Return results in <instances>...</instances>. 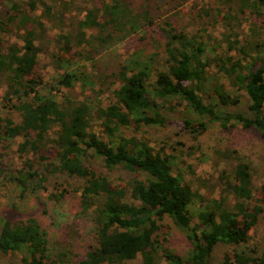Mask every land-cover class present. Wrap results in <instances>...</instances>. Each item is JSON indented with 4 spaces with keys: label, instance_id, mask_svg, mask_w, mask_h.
<instances>
[{
    "label": "trees",
    "instance_id": "16d2710c",
    "mask_svg": "<svg viewBox=\"0 0 264 264\" xmlns=\"http://www.w3.org/2000/svg\"><path fill=\"white\" fill-rule=\"evenodd\" d=\"M2 1L0 86L4 95L0 102V188L4 182L14 181L23 197L46 191L48 174L60 173L82 181L81 187L71 191L55 186L56 192L49 197L56 202L68 196L78 199L80 215L92 217L94 236L85 257L72 260L68 252L50 253L47 232L37 218L6 219L0 232V254L22 255L23 264H127L140 255L143 264H211L215 247L222 243L229 247L222 264H264V249L260 252L242 249L264 216V181L256 190L252 167L237 150L225 154L236 161L233 174L224 173L219 180L212 176L196 177L194 183H188L183 175L173 174V156L165 148L156 151L145 139L117 135L121 127L139 130L165 125L169 122L164 116L166 106L172 108L185 102L203 118L179 124L195 139L210 124L218 123L228 129L232 121L246 130L258 131L264 139V30L256 21H250L254 16H263L264 0H216L228 9L222 19L233 38L227 53L237 51L234 57L224 58L209 56L208 44L199 36L205 29L192 34L170 19L157 21L148 10L127 17L120 11L119 0H84L92 9L79 8L83 17L76 30L58 36L59 50L52 60L59 74L50 83L40 72L47 52L42 43L45 26L42 18L53 24L55 19L62 21V12L77 1L57 0L53 5L46 0ZM144 1L145 5L149 2ZM189 1L170 0L169 4L175 2L172 8L175 14L176 9ZM200 14L209 16L210 10L203 9ZM129 22L132 30L140 31L146 38L152 32L150 28H155L150 37L157 51L137 69L124 61L117 71L98 77L100 90L110 92L107 106L69 94L62 97L53 94L62 88H73L80 81L84 83L82 73L71 70L81 60L80 47L85 52L89 47V54L102 52L103 44L113 39L107 32L109 26ZM245 22H250L251 34L240 40ZM85 30L98 33L96 39L102 43L101 49L93 44V33L88 36ZM118 30L125 34L124 29ZM14 37L19 41H13ZM76 49L75 54L70 53ZM145 49H150L149 44ZM88 59L92 60L89 55ZM211 68H216L209 94L214 102L206 104L201 92L211 79ZM222 74L237 94L226 90L220 82ZM110 78L113 80L109 83ZM241 92L248 95L249 114L225 111L224 107L241 103ZM95 119L102 121L100 131L93 124ZM17 137L23 138V142L16 150L27 159L25 167L14 172L8 170L4 151L11 146L8 142ZM90 158L101 159L109 171L120 168L136 176L114 185L88 164ZM36 162L39 169L34 168ZM218 187L221 188L218 198L208 199L201 193L202 189L214 193ZM127 194L139 204L126 202ZM225 194H230L232 200ZM193 205L199 207L197 217L191 211ZM166 217L186 232L192 245L187 256L163 245ZM194 217L198 222L192 225Z\"/></svg>",
    "mask_w": 264,
    "mask_h": 264
},
{
    "label": "rangeland",
    "instance_id": "374dc122",
    "mask_svg": "<svg viewBox=\"0 0 264 264\" xmlns=\"http://www.w3.org/2000/svg\"><path fill=\"white\" fill-rule=\"evenodd\" d=\"M46 1L49 5L57 2V0ZM76 1L75 6L72 5V7L70 6L62 12L64 13L62 21L55 19L53 24L47 23L45 17L42 18L45 23L42 43L47 52L46 56L42 58L40 72L46 83L53 82L54 77L59 74L56 70V64H53L52 60V55L59 50V46H57L58 36L76 30L80 17H83L80 10L84 8L92 9V5L85 3L84 0ZM119 1L122 7L123 5L126 6L125 9L121 7L120 11H124L127 17L133 18L134 14H142L145 10H148L150 16L157 19V21L170 19L175 22L176 26L188 28L189 33L193 34L197 33L199 29H205L206 31L200 33L199 36L208 44V54L212 58L222 56L224 58L226 55L234 57L237 53L236 50L227 53L228 46L233 38L229 35L230 31L223 24L222 19L227 14L228 9L222 4L219 5L216 0H190L186 5L176 9L175 14L172 11L175 2L169 4L170 0H149L146 5L144 0ZM108 3L111 4V1H108ZM58 6L61 7L62 4L58 3ZM79 8L80 10H78ZM203 9H209L210 15L200 14ZM261 11L263 13L262 17L254 16L250 21H256L264 30V7ZM200 15L201 18H199ZM131 24L132 22L127 25L119 23L116 27L110 25L107 32L112 34L113 39L103 44L102 52L89 54V47H87L86 52L84 48L80 47L78 51L82 53L81 60L77 65L71 67V70L82 73L81 78L84 77V83L82 84L80 81L73 88H62L61 91H54L53 94L58 97L69 94L75 99H87L94 105L107 106L111 100L110 92L100 90L98 77L100 75H110L117 71L119 65L124 61H128L132 68L137 69L150 59L149 57L153 51H157L151 44L150 37L154 34L153 30L155 28H150V32H152L146 38L140 31L132 30ZM249 27L250 22L243 24L240 40L251 34ZM118 29H124L122 31H125V34L120 33ZM85 33L89 36L93 32L85 30ZM92 35H94L93 44L101 49L100 45L102 43L96 39L98 33ZM157 35H159L158 31ZM157 37L162 40V37ZM263 38L264 34H262ZM12 40L19 41L16 37ZM147 44H149L150 49H145ZM75 51L77 49L72 50L70 53L75 54ZM88 55L92 60L88 59ZM159 60L160 58H158V62ZM210 74L211 79L204 85L201 92L206 104L213 101L212 96L210 97L209 94L212 93L213 76L216 74V68H211ZM219 78L230 94H237L234 91L235 89L229 85L225 74L220 75ZM112 80L110 78L108 82L110 83ZM3 95V88L0 86V102H2ZM239 95H241V103L236 106L224 107V110L233 114L248 115V95L244 92ZM164 116L169 120L165 125L147 126L139 130H135L134 127H121L117 135L145 139L156 151L161 147L165 148L166 152L173 156V174L183 175L185 182L188 183H194L196 177L212 176L219 180L224 173L233 174L236 161L227 158L225 154L228 150H237L240 156L252 167L256 190L261 187L264 181V139L258 131L254 129L246 130L236 121H232V126L228 129H223L220 124L213 123L209 125L204 134L195 139L191 132L181 129L179 124L185 120L198 122L203 118L190 109L185 102L180 105H173L172 108L166 106ZM93 124L100 131L102 121L95 119ZM22 142L23 138L21 137L8 142L11 146L4 153H7L5 160L9 171L16 172V170L25 167L24 161L27 157H22L16 150ZM88 164L98 173L110 178L113 184L117 186L136 176L134 173L120 168L109 171L104 167L102 160L98 158H90ZM34 168L39 169L38 163L34 165ZM192 171L194 173H191ZM82 184V181L69 178L60 173L48 174V181L45 183L47 186L46 191L40 190L27 193L22 197L21 189L16 182H4L0 188V232L6 219L17 220L35 217L47 232L50 253L55 255L61 251L68 252V256L72 260L84 258L88 247L93 244L92 217L80 215L79 200L74 196H68L61 202L53 201L49 197L51 193L56 192L55 186L60 187V190L66 188L71 191L74 188L81 187ZM201 193L208 199L218 198L221 195V188L218 187L214 193H211L208 189H202ZM225 196L228 200H232L230 194H225ZM125 201L131 204H139L131 198L130 194H127ZM198 208L197 205L191 206V211L195 216L199 212ZM196 217L192 220V225L198 222ZM163 223L165 225L162 230L163 237H161L163 245L168 246L182 256H187L192 250V245L187 239L186 232L178 228L169 217H166ZM242 249L246 251L258 250L259 252L264 249V216L253 229L250 242ZM228 250V246L219 243L214 249L211 264H222L223 257ZM0 264H23L22 255L4 256L0 254ZM127 264H143L142 256L140 255L137 259L127 262Z\"/></svg>",
    "mask_w": 264,
    "mask_h": 264
}]
</instances>
